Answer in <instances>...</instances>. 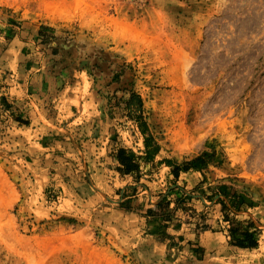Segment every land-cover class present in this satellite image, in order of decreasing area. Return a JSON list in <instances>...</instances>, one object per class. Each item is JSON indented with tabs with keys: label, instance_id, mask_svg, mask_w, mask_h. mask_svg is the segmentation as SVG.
Wrapping results in <instances>:
<instances>
[{
	"label": "rangeland",
	"instance_id": "374dc122",
	"mask_svg": "<svg viewBox=\"0 0 264 264\" xmlns=\"http://www.w3.org/2000/svg\"><path fill=\"white\" fill-rule=\"evenodd\" d=\"M131 91L156 160L217 162L121 174L115 151L145 148ZM222 183L256 205L224 207ZM0 264H264V0H0Z\"/></svg>",
	"mask_w": 264,
	"mask_h": 264
},
{
	"label": "trees",
	"instance_id": "16d2710c",
	"mask_svg": "<svg viewBox=\"0 0 264 264\" xmlns=\"http://www.w3.org/2000/svg\"><path fill=\"white\" fill-rule=\"evenodd\" d=\"M50 29L51 28L42 26L38 31L39 36H41V44H48L51 42V39L55 38L54 35L50 32ZM49 32L53 36L47 38ZM55 51L56 50L53 49V52ZM117 78L118 73L114 75L113 79L117 80ZM125 90L127 89H124V91ZM121 99L124 102L123 108L127 118L131 121L136 122L143 135L146 136L144 140L145 148L143 155H138L132 150H129L122 146L115 151L114 157L118 161L117 170L121 174L132 175L133 173L140 172L141 162H144L145 164H156L157 166L165 164L166 166L171 168V174L174 176V178L178 179L182 173H187L190 171H202L207 166L215 164L217 162V151L214 148H207L197 156L185 159L183 161H177L169 158L156 160L160 155L162 148L149 132V127L144 116V103L142 97L136 91H131L128 97L123 96ZM217 194H220L224 197V199H219V201L223 203L224 207H229L230 209L236 211H241L250 207H254L256 205L251 196H249L246 192H242L231 184H219L217 193H215L214 196ZM185 198L190 197L186 196ZM130 200L131 199L126 200L122 205L125 207H130ZM225 200L228 201L227 204L225 203ZM184 202V198H177L175 209L186 210V208L181 206L185 205ZM169 209V202L163 200L162 202L157 204L156 209L149 210V212L154 213L156 211V213L158 214L165 215V219H170L172 211H169ZM226 218L230 222L228 231L230 234L231 244L242 249H254L258 246V239L255 231H251L250 229L242 230L239 223L234 218H229V216H226ZM252 226L255 227L253 224Z\"/></svg>",
	"mask_w": 264,
	"mask_h": 264
},
{
	"label": "bare ground",
	"instance_id": "6f19581e",
	"mask_svg": "<svg viewBox=\"0 0 264 264\" xmlns=\"http://www.w3.org/2000/svg\"><path fill=\"white\" fill-rule=\"evenodd\" d=\"M179 127H180L179 130H181L182 132L181 131H176L175 132V141H177V142H180V140L183 139L182 133H185L184 135H187L188 133H190V130L185 128L184 125L180 124ZM189 129H191V127Z\"/></svg>",
	"mask_w": 264,
	"mask_h": 264
}]
</instances>
